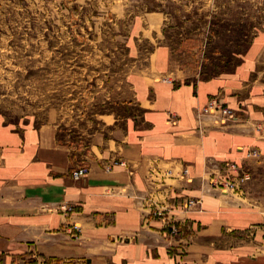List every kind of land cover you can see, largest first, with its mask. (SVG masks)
I'll list each match as a JSON object with an SVG mask.
<instances>
[{"label":"crops","instance_id":"1","mask_svg":"<svg viewBox=\"0 0 264 264\" xmlns=\"http://www.w3.org/2000/svg\"><path fill=\"white\" fill-rule=\"evenodd\" d=\"M170 56L160 44L129 75L141 110L107 136L94 131L74 145L51 125L0 121V253L88 264H264V21L228 72L188 79L170 67ZM211 96L237 120L197 122L196 109ZM247 149L259 158H245ZM225 161L250 173L241 194L206 191L223 178L215 168ZM81 164L86 175L72 180ZM183 166L188 174L177 175ZM164 170L172 176L161 181L156 172ZM148 195L179 217L178 237L164 236L150 217L142 223L138 197ZM184 197L199 198L200 209L179 212ZM62 203L75 212L66 218ZM68 222L80 229L76 239Z\"/></svg>","mask_w":264,"mask_h":264},{"label":"rangeland","instance_id":"2","mask_svg":"<svg viewBox=\"0 0 264 264\" xmlns=\"http://www.w3.org/2000/svg\"><path fill=\"white\" fill-rule=\"evenodd\" d=\"M253 1L248 12L246 0H0V121L51 125L74 145L107 136L141 110L126 80L156 46L188 79L230 71L264 21ZM0 264L88 263L20 252Z\"/></svg>","mask_w":264,"mask_h":264},{"label":"built area","instance_id":"3","mask_svg":"<svg viewBox=\"0 0 264 264\" xmlns=\"http://www.w3.org/2000/svg\"><path fill=\"white\" fill-rule=\"evenodd\" d=\"M211 119L218 123L234 122L237 120L235 111L222 103L218 96H211L200 108L195 111V119L197 122L203 119ZM171 119V118H170ZM245 158L258 159L259 152L256 149H247ZM110 165H123L121 161H112ZM106 167H109L107 165ZM216 171L223 176L222 179L216 181H208L206 191L215 189L223 194H241L243 185L251 176L250 173L231 161H225L218 165ZM88 168L84 165H78L70 170V178L78 180L86 175ZM188 174L186 166H183L177 175L185 176ZM156 176L162 180L171 177L170 170L157 171ZM142 200L140 204L142 223H146L147 217L157 220L161 224V233L168 238L178 237L180 235L179 217L173 213L171 207L155 202L151 196L138 197ZM179 212L200 209V199L197 197H184L179 203ZM57 209L64 216L69 217L75 212L73 205L62 203L57 206ZM65 229L69 232L72 239H76L80 233L78 225L67 223ZM182 248V247H181ZM183 250V249H182Z\"/></svg>","mask_w":264,"mask_h":264}]
</instances>
